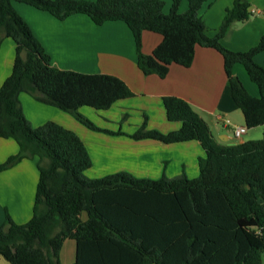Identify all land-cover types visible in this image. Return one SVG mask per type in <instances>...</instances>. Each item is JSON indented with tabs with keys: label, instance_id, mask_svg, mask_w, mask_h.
Segmentation results:
<instances>
[{
	"label": "trees",
	"instance_id": "16d2710c",
	"mask_svg": "<svg viewBox=\"0 0 264 264\" xmlns=\"http://www.w3.org/2000/svg\"><path fill=\"white\" fill-rule=\"evenodd\" d=\"M14 1L59 19L85 13L97 24L124 21L133 32L138 66L146 75L164 78L173 63L191 66L197 44L215 48L224 57L232 97L246 126L264 125V65L255 60L264 51V34L244 51L221 41L235 22L249 19L250 4L244 0H234L214 36L199 14L206 0H188L183 13L180 0H173L168 13L164 0H0V44L3 37L16 43L12 72L0 86V137H12L20 145L19 153L1 163L0 170L25 157H40L33 216L18 224L6 214L0 226V255L11 264H63V243L73 238V264H261L264 133L260 139L221 144L192 105L174 95L162 99L168 119L181 123L176 130L149 128L147 115L132 133L98 126L80 111L82 106L105 110L135 93L117 75L54 66ZM145 30L163 36L151 54L142 49ZM235 63L243 64L259 96L234 74ZM21 92L72 114L93 130L165 143L197 140L205 150L198 159L199 175L190 178L184 171L169 178L163 173L156 180L117 171L90 178L85 171L93 161L81 137L52 120L34 126L25 115Z\"/></svg>",
	"mask_w": 264,
	"mask_h": 264
},
{
	"label": "crops",
	"instance_id": "0c3cea01",
	"mask_svg": "<svg viewBox=\"0 0 264 264\" xmlns=\"http://www.w3.org/2000/svg\"><path fill=\"white\" fill-rule=\"evenodd\" d=\"M164 12L171 10L173 0H164ZM250 4L251 15L245 21L235 22L222 43L232 50L244 51L255 46L264 34V0H244ZM234 0H206L199 14L204 19L210 36H214L228 8ZM19 14L29 23L36 37L51 58V63L61 69L85 73H109L122 78L135 93L120 99L105 110L82 106L80 111L98 126L128 133L134 132L148 116V127L169 132L180 128L181 123L170 121L163 97L174 95L187 100L208 122L216 140L221 144H234L260 139L264 125L248 128L237 138L235 126H246L242 110L232 97L231 86L225 72L224 57L215 48L197 44L191 66L177 63L170 66L162 78L158 74H144L138 66L133 32L122 20L97 24L85 13H74L59 19L48 11L24 2L14 1ZM189 7L188 0H180L179 12ZM160 33L143 32V52L151 54L161 43ZM16 43L3 37L0 44V86L13 69ZM264 65V51L255 55ZM234 74L254 96L260 91L241 63L233 66ZM20 100L25 115L34 126L55 121L75 131L84 141L93 161L85 171L90 178L101 177L117 171H127L136 178L159 179L163 173L173 178L184 171L190 178L199 175L198 159L205 150L197 140L165 143L156 139H134L127 135H112L88 128L72 114L21 92ZM124 114L127 118L122 122ZM229 120V121H227ZM20 145L12 137H0V164L19 153ZM39 156L25 157L13 166L0 170V226L6 214L18 224L27 223L33 216L36 190L40 177ZM87 212L81 218L86 220ZM77 243L65 239L61 249L63 264H73ZM66 258V260H64ZM0 264H11L0 255ZM264 264V254L262 263Z\"/></svg>",
	"mask_w": 264,
	"mask_h": 264
},
{
	"label": "built area",
	"instance_id": "2783aa9c",
	"mask_svg": "<svg viewBox=\"0 0 264 264\" xmlns=\"http://www.w3.org/2000/svg\"><path fill=\"white\" fill-rule=\"evenodd\" d=\"M233 131H234L235 136L237 138H240L247 131V126H235Z\"/></svg>",
	"mask_w": 264,
	"mask_h": 264
},
{
	"label": "rangeland",
	"instance_id": "374dc122",
	"mask_svg": "<svg viewBox=\"0 0 264 264\" xmlns=\"http://www.w3.org/2000/svg\"><path fill=\"white\" fill-rule=\"evenodd\" d=\"M29 5H30V4H29ZM64 260H66V258H65Z\"/></svg>",
	"mask_w": 264,
	"mask_h": 264
}]
</instances>
